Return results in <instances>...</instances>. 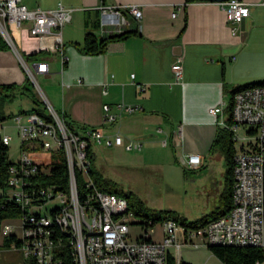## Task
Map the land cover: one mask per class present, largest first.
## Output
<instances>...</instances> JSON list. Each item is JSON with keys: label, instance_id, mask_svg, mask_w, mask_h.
I'll list each match as a JSON object with an SVG mask.
<instances>
[{"label": "crops", "instance_id": "obj_1", "mask_svg": "<svg viewBox=\"0 0 264 264\" xmlns=\"http://www.w3.org/2000/svg\"><path fill=\"white\" fill-rule=\"evenodd\" d=\"M243 1L249 5L251 17L232 24L219 4L212 2L21 0L31 9L54 10L62 4L73 10L71 23L62 31L67 61L62 65L56 35L33 37L27 22V36L21 33L16 50L0 51V85H24L29 75L19 54L42 52L27 64L43 84L47 102L75 123L101 129L102 144L107 146V140L121 135L126 145L140 144V150H131L140 152L142 142H151L155 133L163 136L162 147L171 148L173 165L182 172L181 197L186 211L180 216L198 221L225 210L221 197L227 167L216 141L225 128L222 122L226 123L233 92L255 83V71L264 73V5L262 0ZM131 6L141 10L140 20L125 10ZM103 9L125 13L127 25H105ZM129 28L139 33L109 43L102 54L81 50L89 32L100 41ZM43 63L48 65L47 72L37 73L36 65L39 70ZM175 64L183 66L179 82L172 71ZM221 104L225 105L223 115L209 113ZM104 106L110 107L109 115L115 121L105 120ZM191 155L201 157L200 167L182 164ZM187 171L192 173L188 179ZM185 251L203 252L207 262L217 259L208 248Z\"/></svg>", "mask_w": 264, "mask_h": 264}, {"label": "built area", "instance_id": "obj_2", "mask_svg": "<svg viewBox=\"0 0 264 264\" xmlns=\"http://www.w3.org/2000/svg\"><path fill=\"white\" fill-rule=\"evenodd\" d=\"M261 3L264 5V0ZM218 4L229 23L240 24L251 17L250 7L243 0ZM125 10L136 20L142 18L137 6ZM102 15L105 25H127L119 10L103 9ZM72 16L73 10L62 4L54 10H42L28 8L21 0L0 1V37L9 48L16 50L17 42L10 29H20L23 23L29 22L31 36L54 34L58 37L56 48L64 65L67 59L63 53L62 31L71 23ZM22 32L27 36V29ZM19 57L38 88L33 70L22 55ZM47 68L48 65L43 63L37 73H46ZM172 71L175 80L181 81L183 66L175 64ZM46 106L51 119L36 113L15 117L18 134L26 149L9 169L5 194L8 201H14L25 213L21 218L2 224V238L14 235L22 240L20 249L12 246L8 251L20 252L26 261L33 260L35 264H57L58 252L65 245V235L76 264H168L170 256L179 264L184 250L197 251L211 246L256 247L264 251V86L247 88L233 96V125L229 127L236 147L232 208L199 228H187L173 219L156 224L150 222L148 227L136 221L125 198L98 190L89 178L88 148L90 144L103 143V131L93 128L81 133L72 131L49 103ZM224 108L221 104L209 113L223 115ZM104 111L106 121H115V117L109 115V106H104ZM24 119L26 124H23ZM4 122H0V144L9 147L12 138L1 134ZM222 125L227 127L224 122ZM241 128L246 132L245 138L237 134ZM106 145L124 147L127 151L141 149L140 144L126 145L121 135H116L113 141L107 140ZM60 149L64 151L68 167L67 190L42 180L51 174L49 161ZM182 164L191 169L198 168L201 157L191 155L182 160ZM76 171L83 174L87 189H91L82 198L77 190ZM55 201L57 205L49 209L48 204ZM159 223L158 238L156 226ZM134 228L137 232H133Z\"/></svg>", "mask_w": 264, "mask_h": 264}, {"label": "trees", "instance_id": "obj_3", "mask_svg": "<svg viewBox=\"0 0 264 264\" xmlns=\"http://www.w3.org/2000/svg\"><path fill=\"white\" fill-rule=\"evenodd\" d=\"M187 2H198L194 0H186ZM123 16L128 20L125 13ZM138 30L129 28L125 32L117 33L105 37L102 40H98L97 37L89 32L86 34L84 48L81 49L84 53L89 55H98L105 52L107 45L111 42L124 40L131 35L138 34ZM9 49L7 43L0 37V51ZM42 52H32L30 54H22L26 63L37 58ZM264 86V82H255L242 87L237 88L233 92V96L244 89L261 87ZM17 93L27 96L32 101L33 107L28 111H21L20 114H32L36 113L39 116L45 119H51L49 110L42 102L37 94L33 90V83L30 78L27 79L26 83L22 86L17 85H0V100L3 98H14ZM232 103L227 110V120L226 128H222L219 131L217 136L216 145L219 146L224 154L226 160V190L221 197L222 206L225 208L224 211H214L204 218L195 221L189 222L186 219L181 217L180 224L187 228H199L210 222L211 220L217 219L225 214H227L232 208V191L234 185V167H235V155L236 147L233 141V132L229 129L233 125L232 119ZM65 122V125L72 131L77 133L84 132L88 129L86 126L79 125L73 122L66 114L58 112ZM7 119L0 115V122L6 121ZM26 149L24 144H22V150ZM9 147L0 144V250H10L12 246H15L16 249L22 247V240L17 236L10 235L8 237L2 238L1 228L2 224L6 220L18 219L21 218L25 211L16 204L14 201H8L7 195L5 194L8 179H9V169L14 164L8 158ZM88 156L91 161V169L89 173V178L93 182L94 186L101 191L115 194L121 198H125L128 201L130 210L134 215L138 217H145L146 221H139L143 223L145 227L150 226V222L158 223V219L162 222L163 220L173 219L178 221V217L173 212L165 213V216L156 217L155 220H150L148 215V210L145 203L132 191H125L118 187V185L107 179L99 172L94 165L95 154L93 151V144L89 145ZM51 166V174L45 176L42 180L46 184L58 185L60 189L67 190L69 186V173L66 163V157L64 151L60 149L56 154H54L49 161ZM76 183L79 197L82 198L87 191V182L83 174L79 171H76ZM4 193V194H3ZM64 236V246L60 248L58 252L59 262L57 264H76L75 257L70 246L69 240ZM210 252L223 264H262L264 262V251L256 247H229V246H213L208 248ZM26 264H35V262L27 261ZM168 264H177V261L174 257L170 256ZM179 264H192L189 262L181 261Z\"/></svg>", "mask_w": 264, "mask_h": 264}, {"label": "rangeland", "instance_id": "obj_4", "mask_svg": "<svg viewBox=\"0 0 264 264\" xmlns=\"http://www.w3.org/2000/svg\"><path fill=\"white\" fill-rule=\"evenodd\" d=\"M27 29V23H23L22 28H11V35L19 43V37L23 30ZM254 77L256 82H264L263 74H257ZM30 78V77H29ZM31 80V79H30ZM37 86L33 83V90L39 99L48 105L47 95L39 77H36ZM33 107L32 101L25 95L18 94L14 98H3L0 100V115L7 120L4 122V129L1 130L2 136L12 138L9 145L8 158L11 162H17L22 153V140L18 134V124L15 117L22 111H28ZM58 113V109L53 107ZM26 124V119L24 123ZM238 136L246 137L243 128L238 131ZM163 136L155 133L151 137V142L143 144L142 151L127 152L124 149L116 147H107L104 144H93L95 154L94 165L103 176L115 182L119 188L125 191L134 192L146 205L150 220L156 217L165 216L167 212H173L181 222V216L184 209V201L181 197L182 172L177 169L172 162L170 147H162ZM36 156H40L37 154ZM191 172L187 171V179L191 177ZM57 201L48 204V208H54ZM177 211V212H175ZM181 215V216H180ZM181 217V218H179ZM136 221H146L145 217L134 216ZM15 222L18 220H14ZM159 222L160 219H158ZM164 221V220H163ZM161 224L156 226V236L160 237ZM137 232V229H133ZM172 254H176L172 251ZM182 261L194 260L198 264H222L218 259H212L207 262L203 252L183 251ZM24 255L20 252H11L0 250V264H26Z\"/></svg>", "mask_w": 264, "mask_h": 264}, {"label": "water", "instance_id": "obj_5", "mask_svg": "<svg viewBox=\"0 0 264 264\" xmlns=\"http://www.w3.org/2000/svg\"><path fill=\"white\" fill-rule=\"evenodd\" d=\"M194 1H199V2H212V3H222V2H227L229 0H194ZM35 70H36V72L38 71V65H36Z\"/></svg>", "mask_w": 264, "mask_h": 264}]
</instances>
